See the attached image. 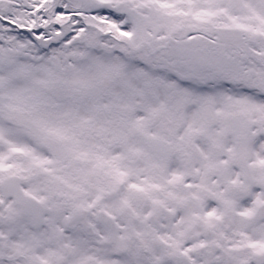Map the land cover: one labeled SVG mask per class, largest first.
<instances>
[{"label":"snow or ice","instance_id":"6c2138e0","mask_svg":"<svg viewBox=\"0 0 264 264\" xmlns=\"http://www.w3.org/2000/svg\"><path fill=\"white\" fill-rule=\"evenodd\" d=\"M0 264H264V0H0Z\"/></svg>","mask_w":264,"mask_h":264}]
</instances>
